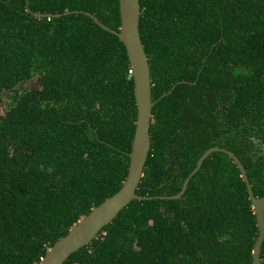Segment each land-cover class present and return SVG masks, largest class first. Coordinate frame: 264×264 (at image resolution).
<instances>
[{"label":"trees","instance_id":"trees-1","mask_svg":"<svg viewBox=\"0 0 264 264\" xmlns=\"http://www.w3.org/2000/svg\"><path fill=\"white\" fill-rule=\"evenodd\" d=\"M140 5L156 103L136 193H179L218 146L264 196V0ZM88 13L119 31V0H0V264H39L127 177L130 62ZM257 237L239 168L214 152L180 198L133 200L64 264H253Z\"/></svg>","mask_w":264,"mask_h":264},{"label":"water","instance_id":"water-1","mask_svg":"<svg viewBox=\"0 0 264 264\" xmlns=\"http://www.w3.org/2000/svg\"><path fill=\"white\" fill-rule=\"evenodd\" d=\"M121 25L119 31H114L104 25L94 15L89 14L103 29L117 35L124 44L130 62L131 75L134 81V96L137 107V120L131 152L128 154V174L119 191L107 198L91 212L83 216L68 233L49 248L39 264H64V262L82 247L90 244L98 233L117 217L119 212L133 200H174L180 198L187 189L190 179L199 171L203 161L214 152L227 154L237 165L241 177L246 184L251 206L256 216L258 237L252 253L253 264H263L261 248L264 241V196L256 197L249 182L247 172L239 157L230 150L218 146L207 149L197 162L196 168L185 179L179 193L172 196L147 197L139 196L136 192L143 177L145 164L151 148L150 128L152 110V81L149 58L145 52L139 31L141 15L140 0H119ZM65 14H68L66 12ZM35 16H49L35 13ZM60 16V15H57Z\"/></svg>","mask_w":264,"mask_h":264},{"label":"rangeland","instance_id":"rangeland-1","mask_svg":"<svg viewBox=\"0 0 264 264\" xmlns=\"http://www.w3.org/2000/svg\"><path fill=\"white\" fill-rule=\"evenodd\" d=\"M33 83L32 82H28L26 83V85H32ZM4 100L3 99L2 101H0V114L3 112V103H4Z\"/></svg>","mask_w":264,"mask_h":264}]
</instances>
